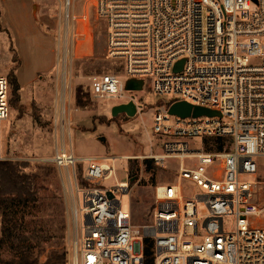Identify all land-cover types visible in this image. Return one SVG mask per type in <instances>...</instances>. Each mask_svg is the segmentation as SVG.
Segmentation results:
<instances>
[{
	"label": "built area",
	"instance_id": "1",
	"mask_svg": "<svg viewBox=\"0 0 264 264\" xmlns=\"http://www.w3.org/2000/svg\"><path fill=\"white\" fill-rule=\"evenodd\" d=\"M78 1L80 9L93 7L104 20L108 55L124 63V77L92 75L90 97H123L135 92L126 89L127 81L141 79L142 89L150 80L157 96L173 98L158 107L149 153L95 157L55 150L52 162L74 172L81 166L86 183L84 207H73L74 252L68 264H264V226L250 221L264 210L254 200L264 180L241 177L257 176V158L264 156V0H61L68 23L76 19ZM10 90L8 78L0 75V161ZM129 98L116 104L133 100L138 113L136 96ZM181 100L220 115L170 114L171 104ZM198 137L200 146L193 142ZM209 139H222L223 149L206 148ZM117 158L150 159L161 167L180 161L174 183L155 185L149 223L135 225L122 210L117 195L129 192V182L103 185L115 172L107 161ZM184 179L201 189L186 195ZM199 202L207 209L201 217ZM227 215L235 217L230 231Z\"/></svg>",
	"mask_w": 264,
	"mask_h": 264
},
{
	"label": "rangeland",
	"instance_id": "2",
	"mask_svg": "<svg viewBox=\"0 0 264 264\" xmlns=\"http://www.w3.org/2000/svg\"><path fill=\"white\" fill-rule=\"evenodd\" d=\"M80 6L78 1L73 12L76 19L71 18L68 23L61 0H0V75L10 79L14 74L21 84L18 100L10 90L1 161H20L26 173L36 175L37 193L29 203L23 227L26 234L39 236L41 246L34 253L43 249L40 263L55 250L66 252L68 263L74 252L73 207L75 204L84 207L83 168L78 165L75 172L71 168H59L51 160L54 147L68 145L75 135L77 154L104 155L107 147L96 139L100 133L99 136L108 137L111 153L120 156L149 153L151 141L156 142L153 123L158 107L173 98L157 96L150 80L142 90L126 91L120 98L96 101L86 94L92 75L108 72L124 77V63L108 55L104 20L93 7L83 10ZM79 89L83 94L81 103L77 100ZM132 95L140 105L134 117L119 114L118 120L100 122L112 117L114 104L128 101ZM201 141V137L193 140L197 146ZM206 141L204 145L208 148ZM155 151H159L158 146ZM107 163L114 165L115 172L103 185L129 182V192L117 195L122 210L131 213L135 225L149 223L155 185L174 183L180 161L170 160L167 167L145 158H117ZM257 164V176L243 173L242 179L264 180V156L257 158ZM182 186L188 196L201 189L190 179H184ZM254 200L264 206V185L255 188ZM206 210L199 202L198 215L203 216ZM224 221L227 231L234 228V216L227 215ZM250 221L252 226H264V210L259 216H251ZM83 222L79 216L80 234ZM33 243H38L37 237ZM11 256L5 249L1 253L3 258Z\"/></svg>",
	"mask_w": 264,
	"mask_h": 264
},
{
	"label": "trees",
	"instance_id": "3",
	"mask_svg": "<svg viewBox=\"0 0 264 264\" xmlns=\"http://www.w3.org/2000/svg\"><path fill=\"white\" fill-rule=\"evenodd\" d=\"M13 97L19 99L21 84L18 77L14 74L8 79ZM86 94L89 95L88 90ZM82 89L77 92V100L82 101ZM112 120H118V117H111L109 120L103 118L101 123H110ZM210 140V139H209ZM207 140L208 149L216 146L217 150H222L224 141L222 139ZM212 142L213 144H211ZM36 175L26 173L23 170V164L15 160L0 161V264H68L66 252L53 251L49 254L47 260L40 263L42 250L34 253L36 248L41 246L38 234H26L24 228V217L29 211V203L34 200L37 193ZM38 238V243L34 245L33 240ZM150 245L146 249L148 255L151 254ZM11 252L10 258L1 257L3 250Z\"/></svg>",
	"mask_w": 264,
	"mask_h": 264
},
{
	"label": "water",
	"instance_id": "4",
	"mask_svg": "<svg viewBox=\"0 0 264 264\" xmlns=\"http://www.w3.org/2000/svg\"><path fill=\"white\" fill-rule=\"evenodd\" d=\"M184 60H181L177 64V69H180L183 65ZM143 87V80L141 79H130L126 83V89L131 91H139L142 90ZM169 113L174 114L180 117H187L190 115L193 116H200V115H220V112L217 110H212L209 108H205L198 105H193L187 101H176L173 104H171L169 108ZM119 114H125L128 117H134L137 114V106L133 100H130L127 103H120L115 104L111 108V115L112 117H116ZM134 178H132L131 181H133ZM107 195L109 197H113V193L111 191L107 192Z\"/></svg>",
	"mask_w": 264,
	"mask_h": 264
},
{
	"label": "crops",
	"instance_id": "5",
	"mask_svg": "<svg viewBox=\"0 0 264 264\" xmlns=\"http://www.w3.org/2000/svg\"><path fill=\"white\" fill-rule=\"evenodd\" d=\"M31 20H33V18ZM99 135H100V133L96 134V139L100 143H103L106 145V147H107L106 153L104 155H89V156H95V157L120 156L118 154L111 153L112 149L110 148L108 137L105 134H104V136H99ZM74 136H72L71 142L68 143V145H67V143H65L63 146L54 147L53 151L56 149H65V150H72L75 152V154H77L75 151L76 145H75V141H74ZM77 155H79V154H77ZM122 155H125V154H122ZM79 156H83V155H79Z\"/></svg>",
	"mask_w": 264,
	"mask_h": 264
}]
</instances>
